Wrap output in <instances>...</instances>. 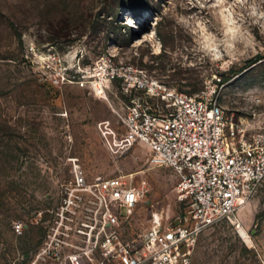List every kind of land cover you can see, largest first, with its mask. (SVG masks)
<instances>
[{"label":"rangeland","instance_id":"rangeland-1","mask_svg":"<svg viewBox=\"0 0 264 264\" xmlns=\"http://www.w3.org/2000/svg\"><path fill=\"white\" fill-rule=\"evenodd\" d=\"M105 53L185 93L214 85L229 136L260 132L264 57L246 62L264 54V0H0V264H60L44 253L55 245L45 233L57 226L74 162L90 182L122 175L140 187L130 235L156 214L169 223L182 213L173 169L151 165L147 145L120 148L106 134L122 131L109 101L53 81ZM135 94L117 83L108 97L120 109ZM239 215L250 242L224 221L200 234L193 264L264 262V183Z\"/></svg>","mask_w":264,"mask_h":264},{"label":"built area","instance_id":"built-area-1","mask_svg":"<svg viewBox=\"0 0 264 264\" xmlns=\"http://www.w3.org/2000/svg\"><path fill=\"white\" fill-rule=\"evenodd\" d=\"M53 81L75 83L109 101L122 131L106 134L113 135L120 148L147 145L151 165L173 169L183 210L169 223L156 214L148 229L130 235L140 187L122 175L90 182L74 162L73 179L62 184L57 226L45 233V243L55 245L46 246L44 253L60 264H193L197 239L207 228L227 221L243 229L240 208L264 183V118L252 140L243 127H238V137H231L214 85L188 94L110 53L92 65L64 67ZM117 83L125 94L138 93L120 99V109L108 97ZM15 230L22 234L25 226L17 223Z\"/></svg>","mask_w":264,"mask_h":264},{"label":"trees","instance_id":"trees-1","mask_svg":"<svg viewBox=\"0 0 264 264\" xmlns=\"http://www.w3.org/2000/svg\"><path fill=\"white\" fill-rule=\"evenodd\" d=\"M263 57H264V54H257L253 58L248 59L247 62H246V64L256 63L258 60L262 59ZM179 91H182V90H179ZM182 92H184V91H182ZM188 94H190V93H188Z\"/></svg>","mask_w":264,"mask_h":264},{"label":"bare ground","instance_id":"bare-ground-1","mask_svg":"<svg viewBox=\"0 0 264 264\" xmlns=\"http://www.w3.org/2000/svg\"><path fill=\"white\" fill-rule=\"evenodd\" d=\"M241 234H242V236H243L248 242H250V238H249V236H248V234H247L246 231H244L243 229H241Z\"/></svg>","mask_w":264,"mask_h":264},{"label":"flooded vegetation","instance_id":"flooded-vegetation-1","mask_svg":"<svg viewBox=\"0 0 264 264\" xmlns=\"http://www.w3.org/2000/svg\"><path fill=\"white\" fill-rule=\"evenodd\" d=\"M43 240H44V237H43ZM44 242V241H43ZM25 256H27V257H29V256H33V253H32V251H31V254H26Z\"/></svg>","mask_w":264,"mask_h":264},{"label":"water","instance_id":"water-1","mask_svg":"<svg viewBox=\"0 0 264 264\" xmlns=\"http://www.w3.org/2000/svg\"><path fill=\"white\" fill-rule=\"evenodd\" d=\"M176 224H178V220L174 222L173 224H171V227L175 226Z\"/></svg>","mask_w":264,"mask_h":264}]
</instances>
